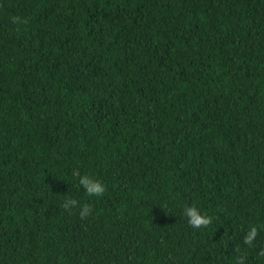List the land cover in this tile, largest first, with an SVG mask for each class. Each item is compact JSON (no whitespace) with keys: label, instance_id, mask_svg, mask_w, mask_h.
Masks as SVG:
<instances>
[{"label":"trees","instance_id":"obj_1","mask_svg":"<svg viewBox=\"0 0 264 264\" xmlns=\"http://www.w3.org/2000/svg\"><path fill=\"white\" fill-rule=\"evenodd\" d=\"M261 225L264 0H0V264H264Z\"/></svg>","mask_w":264,"mask_h":264},{"label":"clouds","instance_id":"obj_2","mask_svg":"<svg viewBox=\"0 0 264 264\" xmlns=\"http://www.w3.org/2000/svg\"><path fill=\"white\" fill-rule=\"evenodd\" d=\"M12 20L13 23L21 22L20 18L18 17H13ZM23 22L26 23V21ZM74 175L79 177V185L85 190L87 196L102 197L104 195L106 186L100 180L89 175H80L78 170L74 173ZM77 207L80 209L79 217L81 220L87 219L92 214L93 209L90 205H80L79 201L72 197H66L61 204V208L67 212H71L73 208ZM182 215L186 218L188 225L193 229L208 228L213 223V217L203 215L195 204L191 206H185ZM261 228H264V225H261ZM259 231L260 229H258L256 226H251L244 236L243 243L249 247H252L259 235ZM260 254L264 256V251H262ZM244 259L245 258L243 256H238L236 264H244Z\"/></svg>","mask_w":264,"mask_h":264}]
</instances>
